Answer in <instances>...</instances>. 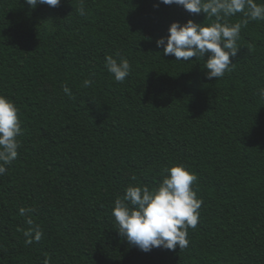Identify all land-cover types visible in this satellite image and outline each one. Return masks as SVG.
Returning a JSON list of instances; mask_svg holds the SVG:
<instances>
[{"label": "trees", "instance_id": "obj_1", "mask_svg": "<svg viewBox=\"0 0 264 264\" xmlns=\"http://www.w3.org/2000/svg\"><path fill=\"white\" fill-rule=\"evenodd\" d=\"M157 4L0 0V95L23 129L0 175V264H264V21L242 24L231 71L208 79L207 55L176 61L156 40L215 17ZM107 56L129 60L123 82ZM177 164L198 178L199 222L187 248L143 252L118 234L114 202Z\"/></svg>", "mask_w": 264, "mask_h": 264}, {"label": "clouds", "instance_id": "obj_2", "mask_svg": "<svg viewBox=\"0 0 264 264\" xmlns=\"http://www.w3.org/2000/svg\"><path fill=\"white\" fill-rule=\"evenodd\" d=\"M61 0H25L32 8L39 4L58 7ZM176 5L183 7L191 14L201 12L208 17H215V22L207 26L189 19L186 23L173 22L168 28V35L156 40L157 47L163 48L164 55H173L176 61H190V58H204L206 76L208 79L222 78L231 71L234 58L238 52L242 24L249 20L264 21V3L257 4L255 0H158V4ZM158 4L155 5L158 7ZM84 15L83 8L78 9ZM243 13L247 19L242 23L229 24L226 17ZM109 73L114 75L117 82H123L131 73L128 59L106 57L105 64ZM93 83L86 79L85 87ZM63 91L71 95V90L64 86ZM264 97V89L259 91ZM22 121L19 109L15 103L4 95H0V175L6 173V165L18 157L20 142L17 139L23 135ZM159 186L150 190L147 186H129L123 198L114 202L112 215L118 225V234L127 242L143 252L153 248H163L174 251L189 246L188 229L196 228L199 222V209L203 203L197 198L193 188L197 181L195 173L184 165H174L167 170ZM25 209H20L23 215ZM31 225L33 221L27 220ZM43 233L37 228L25 232L31 237L26 242L32 243V238L40 241Z\"/></svg>", "mask_w": 264, "mask_h": 264}]
</instances>
